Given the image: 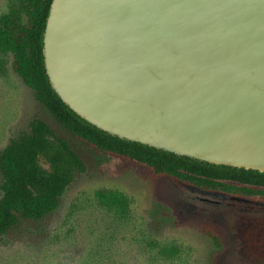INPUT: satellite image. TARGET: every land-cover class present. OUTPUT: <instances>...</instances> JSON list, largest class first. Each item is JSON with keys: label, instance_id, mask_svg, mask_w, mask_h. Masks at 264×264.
Returning a JSON list of instances; mask_svg holds the SVG:
<instances>
[{"label": "water", "instance_id": "95a60500", "mask_svg": "<svg viewBox=\"0 0 264 264\" xmlns=\"http://www.w3.org/2000/svg\"><path fill=\"white\" fill-rule=\"evenodd\" d=\"M42 54L98 129L264 172V0H51Z\"/></svg>", "mask_w": 264, "mask_h": 264}, {"label": "rangeland", "instance_id": "374dc122", "mask_svg": "<svg viewBox=\"0 0 264 264\" xmlns=\"http://www.w3.org/2000/svg\"><path fill=\"white\" fill-rule=\"evenodd\" d=\"M15 1L0 0V14ZM0 59L7 69L0 73V150L33 117L66 135L13 72L11 56ZM71 142L84 156L87 171L66 189L55 211L0 236V264H249L240 239L241 218L264 216L263 205L153 179L139 166ZM101 188L128 196L126 218L97 204L94 191ZM208 220L221 232V248L200 230ZM155 245H176L179 252L166 258Z\"/></svg>", "mask_w": 264, "mask_h": 264}, {"label": "trees", "instance_id": "16d2710c", "mask_svg": "<svg viewBox=\"0 0 264 264\" xmlns=\"http://www.w3.org/2000/svg\"><path fill=\"white\" fill-rule=\"evenodd\" d=\"M51 0H16L0 14V56H11V67L41 104L65 130L58 134L42 118L33 117L26 130L0 150V236L17 232L24 221H40L59 206L66 189L87 171L84 156L71 140L93 150L139 166L153 179L223 194L264 206V172L216 165L179 156L139 142L126 141L91 125L53 91L45 73L42 40ZM0 59V73L6 72ZM97 204L118 218L129 214L130 199L122 191H94ZM240 239L249 264H264V216L243 215ZM200 230L215 248L222 247L217 225L201 223ZM158 252L176 256V245Z\"/></svg>", "mask_w": 264, "mask_h": 264}]
</instances>
